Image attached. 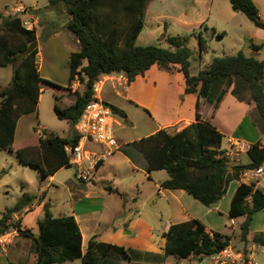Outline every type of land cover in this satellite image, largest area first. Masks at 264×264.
I'll use <instances>...</instances> for the list:
<instances>
[{
	"label": "trees",
	"instance_id": "obj_1",
	"mask_svg": "<svg viewBox=\"0 0 264 264\" xmlns=\"http://www.w3.org/2000/svg\"><path fill=\"white\" fill-rule=\"evenodd\" d=\"M155 0H49L44 9H55L66 15L63 28L75 36L79 51L71 53L68 60L69 82L61 87L40 76L36 58L38 47L30 54L25 49L37 41L35 30L27 31L17 16H7L0 28V68L12 66L11 83L0 90V150L11 151L18 120L37 112L39 97L44 88L54 90L53 110L58 120L66 121L72 136L62 138L42 131L36 137L39 152L27 156L24 149L17 150L20 163L37 171L42 179L53 176L62 168H71L65 145L76 146L80 136L75 124L95 98L94 87L101 76L123 75L128 85L142 77L154 65L160 70L183 75L184 94H195L194 121L177 131L161 129L147 137L128 144L138 151L146 163V173L164 171L168 179L160 184L162 190L184 191L193 200L211 207L225 195L229 183L228 160L221 149L223 136L213 125L215 111L228 92L240 102L253 104L258 121L264 125V59L239 51L234 55L215 57L210 63L192 74V52L186 47L187 37L174 36L166 40L168 48L148 45L137 46L136 41L145 24L146 10ZM234 12L243 14L256 28L264 30V21L252 0H228ZM56 28H58L56 26ZM55 33V30L52 32ZM224 33L218 34L222 38ZM200 61L208 52L207 41L201 33L196 35ZM258 53L262 46L251 45ZM78 80L83 91L72 92L70 84ZM69 91L74 102L61 107L58 92ZM208 105L212 113L202 119ZM110 112L130 124L124 112L112 106ZM37 132V131H35ZM250 163L233 168L237 175L264 164V145L257 142L247 151ZM112 194L118 191L103 185ZM32 197L25 195L13 208L2 213L0 236L15 231L32 242L35 264H64L79 260L80 264H163L144 262L140 254L123 246L91 238L85 249L82 235L73 216L53 217L50 205H43V217L38 222V233L21 229L13 215L30 205ZM264 210V191L256 184H240L235 191L228 218L239 223L240 243L246 253V242L253 214ZM236 225V224H235ZM234 225V226H235ZM164 256L177 259L212 257L229 246L230 238L218 232L208 233L197 219L172 224L163 234Z\"/></svg>",
	"mask_w": 264,
	"mask_h": 264
},
{
	"label": "crops",
	"instance_id": "obj_2",
	"mask_svg": "<svg viewBox=\"0 0 264 264\" xmlns=\"http://www.w3.org/2000/svg\"><path fill=\"white\" fill-rule=\"evenodd\" d=\"M209 1L210 6L206 9L208 6L207 2ZM252 1L259 11L260 18L264 21V0ZM47 2H49V0H47ZM158 3L161 5H158ZM21 6L35 12L42 10V8L37 5H32L30 7ZM195 8H197L196 11L208 10V14H214L217 19L224 22L223 27H212L213 36L218 37V34L224 33L222 37L224 38L229 34L228 30H230L237 35V43L241 45L240 48H242V52L246 55L253 54L259 60L264 59V30L256 28L243 14L234 12L228 0H156L147 7L143 29L155 27L158 29L157 37L163 39L174 36L193 37L196 30H199L198 33L201 32L200 29L203 28V20L205 19L204 17L202 19H192V17H190L192 13L195 12ZM149 13L151 15L150 20L153 21L154 24H148L147 22ZM27 17L33 16L25 13L23 19ZM33 18L36 19V21L40 20V22H42V16L39 14ZM59 28L61 29L53 33L46 42L60 39L66 46L64 54L69 60L70 54L79 51L80 47L73 34L63 28V25ZM205 30H207V28H205ZM75 43L78 45V50L73 48L69 50L68 46L70 45L72 47ZM251 45H260L262 49L258 53H254L250 48ZM244 48H246V50ZM39 54L40 51L38 50L37 57ZM259 56L262 57L259 58ZM201 68L203 67L198 63L194 72L196 73L197 70ZM151 74L154 76L149 77L148 75ZM118 77L123 79L120 75ZM136 79L150 80V85H148L146 89L147 91L157 94L161 92L170 94L173 90L171 82H178V88L174 91V97L172 95L171 98L173 105L169 110H166L165 120L159 121L156 115L153 116L154 120L156 119L158 121V127L151 134L166 128H174L180 131L194 121L196 95L184 94L185 83L181 73L177 71L167 73L154 65L144 76L137 77ZM157 82L163 85H158ZM261 85L264 89V77L261 80ZM128 88L129 87L126 88V92ZM40 98L41 97H39V99ZM211 113L212 108L206 105L202 111V119L208 120ZM253 114H256V112L252 103L247 104L245 102H240L233 97L230 92L226 94L214 113L212 123L223 136L221 149L230 166L227 175L229 183L222 199L212 205L213 208H207L204 214L206 221L189 213L187 204L188 197L190 196L184 191H169L160 188V184L168 179L167 174L156 178V181H154V190L150 195L151 197L149 196V198L146 199L147 201H152V197L157 196V209H154L155 203L146 208L145 201H141L137 198L130 200V198L117 187L112 188L116 189L118 194L105 191L103 185H106L105 182H107L106 180L108 177L110 178L111 174H119L124 164H129L134 168H136L137 164H141L146 171V163L141 154L134 148H130L129 152L127 149L124 152L121 151L123 147L122 144L117 145L119 150L106 162L99 164L96 170L91 172L89 178L85 180V182H81L84 180H78L76 178V170L73 174V179L67 178V181H57L56 177L58 173L66 168H62L53 176L46 178V192L39 197L38 202H31L21 213L14 214L13 220L19 222L21 229H29L34 234H37L38 222L43 217V205L47 202L46 194L49 193V188L52 187V189L58 190V186H64L66 197L65 200L61 202L62 206L54 213V206L49 204L50 211L53 217L63 215L74 217L82 235L83 249L86 248L88 241L95 237L101 242L123 246L126 249L139 253L141 260L144 262H159L165 257V239L163 238V234L168 231L169 227L172 224L197 219L205 225L206 232H218L230 238L229 246L238 251H242L244 244L233 242L235 241L231 239L233 234H235L233 230H231V234H226L222 231L220 228V219L224 217L221 212H224L228 217L232 197L238 186L242 184L240 175H237L233 168L246 166L251 162L247 152H233L234 148L230 140L246 142L249 145L264 141V125L258 121L257 114L256 117L253 116ZM131 124L130 122V125ZM43 131L52 134L46 130ZM223 141H225V144H223ZM130 143L132 142L128 144ZM80 144H84V142L80 141ZM87 149L94 151L96 147L88 145ZM37 151L39 152V149H37ZM136 153L140 155L143 162ZM262 167L264 168V164ZM153 173L154 172L149 175L147 174L149 180H151L150 178L154 175ZM255 183L256 188L264 191V177ZM107 185L110 184L107 183ZM161 201H163V203H161ZM166 215L169 216L168 218L170 219L163 222L162 220ZM172 216L175 221H171L173 220ZM237 236L238 235H235V237ZM0 237H4L7 241L5 246H0V264H35L36 255L32 252L31 240L19 236L15 231ZM263 248L264 210H258L252 216L246 242V253H248L249 259L253 264H264ZM21 249H27L26 254L24 253L25 251L21 252Z\"/></svg>",
	"mask_w": 264,
	"mask_h": 264
},
{
	"label": "rangeland",
	"instance_id": "obj_3",
	"mask_svg": "<svg viewBox=\"0 0 264 264\" xmlns=\"http://www.w3.org/2000/svg\"><path fill=\"white\" fill-rule=\"evenodd\" d=\"M207 3L208 6L206 9H208L210 6V1ZM20 4L24 7L37 5L42 8V10L36 12L24 8V12L33 17H35L37 14L42 16V22H40V20L37 21L35 28L37 41L39 43L38 50L40 51V54L37 57L40 76L61 87H67L69 82V68L68 58H66L64 54L66 46L60 39L46 42L47 39L53 34L52 32L54 30L56 33L59 31V29H61L59 27H62L66 21V15L64 13H59L55 9H44L46 6H48L47 0H0V28L3 27L7 16H17L20 19H23V15L25 13H17L13 10ZM158 5L161 4L158 3ZM194 10L195 12L190 16L192 19L205 18L203 20L204 26L200 29V33L207 41L208 52L203 55L200 61H194L198 49L196 35L199 34V30L194 32L193 37H187L186 47L193 54L190 60L192 63V74H195L194 71L196 70V65H198V63L201 65V67H204L215 57L234 55L242 50V48H240L241 45L237 43V35H235V33L230 30H228L229 34L224 38L213 36L212 27H223L224 22H221V20L217 19L214 14H208V10L205 11L204 9L201 11H196L197 8ZM150 16L151 15L149 13L147 22L148 24H154V22L150 20ZM23 20H28V17ZM29 20H34V18H29ZM56 26L58 28H56ZM205 28H207V30H205ZM157 33L158 29L155 27L143 29L136 41L137 46L142 47L155 45L162 48H168L169 44L167 40L158 38ZM68 47L69 50L71 48L78 50V45L76 43L72 47L70 45ZM244 49L246 50V48ZM261 57L262 56H259V58ZM12 71V66L0 68V90L7 88L10 85ZM118 76L119 75L101 76L98 80V84H96L94 87V93L98 102H106L118 108L126 114L128 120L132 123L130 125L126 120L112 114V118L114 119V140L117 142V144L123 145L121 151L124 152L127 149L129 152L131 148L128 147L129 142L146 137L155 131V129H157L158 121L156 119L154 120V115H156L159 121L165 120L166 110H169V108L173 105L171 98L172 95L174 97V91H176L178 88V82H171L173 90L170 94L165 92L157 94L147 91L146 88L148 85H150V80L136 79L135 82L128 85L127 80L123 75H120V77L123 79H120ZM148 76L153 77L154 75L151 74ZM159 84L162 83H158V85ZM127 87L129 88L126 92ZM78 88L80 92L83 91V87ZM58 93L61 95V101L59 103L61 107L70 105L74 102V97L71 92L61 91ZM55 96H58L57 92L44 88L40 95L41 98L39 99L37 112L23 116L18 120L13 137L12 150H0V219L2 217V213L5 210L13 208L15 204L25 195L32 197V202L36 203L38 202L39 197L46 192L45 179H42L37 171L29 169L20 163L17 150L24 149L27 156L35 157L37 155L36 137L41 135L43 130H46L47 132L62 138H69L72 136L70 125L66 121L58 120L55 116L53 110V106L56 102L54 98ZM253 116L256 117V114H253ZM223 144H225V141H223ZM137 156H139L141 159L139 154H137ZM75 170V167L62 170L58 173L56 180L63 182L67 181V178L73 179ZM153 174L154 175L152 178H150L151 180H149L143 165L137 164L136 168H134L129 164H124L119 174H111L110 178L108 177L106 180L107 182L105 183L106 185L109 183V186L119 188L128 196V198H130V200L137 198L141 201H145L146 208L155 203L154 209H157V196H153L152 201H147L146 199L149 198L154 190V181H156V178L159 176H165L166 173L161 171L154 172ZM81 182H85V180ZM58 188V190H54L52 187H50L49 193L46 194V203L54 206V213L62 206L61 202H63L66 197L65 187L58 186ZM161 203H163V201H161ZM209 208L213 207L211 206ZM187 209L189 213L206 221L204 214L207 211V207L199 204L191 197H188ZM221 213L224 217L220 219V228L226 234H231V230H233L235 234H233L231 239L235 240L233 242L240 243V221L237 220L236 226H231L233 227L231 228L228 217L224 214V212ZM168 217L169 216L167 215L164 216L162 221L166 222L168 219H170ZM171 221H175L174 218ZM235 235L238 236L235 237ZM21 252L26 254L27 249H21ZM64 264H80V261L75 260L72 262H66ZM163 264L214 263L212 257L207 258L193 256L190 259L179 260L175 257L168 256L164 257Z\"/></svg>",
	"mask_w": 264,
	"mask_h": 264
},
{
	"label": "built area",
	"instance_id": "obj_4",
	"mask_svg": "<svg viewBox=\"0 0 264 264\" xmlns=\"http://www.w3.org/2000/svg\"><path fill=\"white\" fill-rule=\"evenodd\" d=\"M15 12H24V8L19 5ZM33 18V17H29ZM23 20L22 27L27 31L35 30L37 21ZM80 83L78 80L73 81L69 88L72 92L79 90ZM114 119L112 113L105 109L101 102H91L88 104L83 114L75 124V132L80 136L76 146L65 145L64 149L69 159V164L76 168V178L78 180H87L92 171H95L97 166L106 162L118 150L117 142L114 140ZM83 141L84 144H80ZM233 152H247L251 145L242 141H231ZM88 145L96 147L94 151L87 149ZM264 145V141H262ZM264 177V168L261 166L256 169L246 170L240 174L242 184L250 185L252 182H258ZM230 226L236 223L234 220L229 221ZM7 243L4 237H0V246H5ZM264 251V248H263ZM214 264H253L249 259L248 253L238 251L231 246H227L212 256Z\"/></svg>",
	"mask_w": 264,
	"mask_h": 264
},
{
	"label": "water",
	"instance_id": "obj_5",
	"mask_svg": "<svg viewBox=\"0 0 264 264\" xmlns=\"http://www.w3.org/2000/svg\"><path fill=\"white\" fill-rule=\"evenodd\" d=\"M38 47V41L33 42L32 44H30L26 49H25V54H30L34 49H36ZM101 105L107 109V110H111L112 105L106 103V102H101ZM208 258V256H206Z\"/></svg>",
	"mask_w": 264,
	"mask_h": 264
}]
</instances>
